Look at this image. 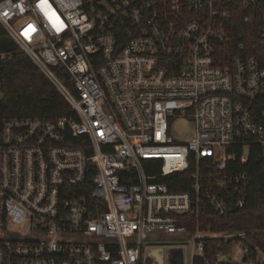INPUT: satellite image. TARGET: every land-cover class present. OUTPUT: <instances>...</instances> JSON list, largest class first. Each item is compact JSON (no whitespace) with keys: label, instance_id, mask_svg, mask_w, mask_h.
Instances as JSON below:
<instances>
[{"label":"built area","instance_id":"built-area-1","mask_svg":"<svg viewBox=\"0 0 264 264\" xmlns=\"http://www.w3.org/2000/svg\"><path fill=\"white\" fill-rule=\"evenodd\" d=\"M0 25L73 113L2 122L0 264H144L151 234L189 235L199 256L244 236L179 216L244 204L232 163L264 150V0H0ZM178 117L191 140L169 134ZM175 172L187 190L157 180Z\"/></svg>","mask_w":264,"mask_h":264},{"label":"trees","instance_id":"trees-1","mask_svg":"<svg viewBox=\"0 0 264 264\" xmlns=\"http://www.w3.org/2000/svg\"><path fill=\"white\" fill-rule=\"evenodd\" d=\"M3 55V56H1ZM0 138L1 126L5 119L12 117H29L52 120L73 115L67 100L56 90L52 83L19 49V45L0 25ZM154 170L159 162L151 163ZM232 166L237 172H245L250 177V184L243 206L234 213L218 216L211 209L198 217L179 216L189 232H193L196 220L201 228L210 227L212 231H223L243 237L232 236L204 238L203 256L195 255L191 264H205L207 260L217 264H236L229 261L214 262L216 251L228 253L234 242L248 247L245 256H255V248L264 251V150L259 144H252L244 162L236 160ZM171 190H187L189 178L186 172H175L169 176L159 177ZM100 264H109L101 262Z\"/></svg>","mask_w":264,"mask_h":264},{"label":"rangeland","instance_id":"rangeland-1","mask_svg":"<svg viewBox=\"0 0 264 264\" xmlns=\"http://www.w3.org/2000/svg\"><path fill=\"white\" fill-rule=\"evenodd\" d=\"M20 49V47H19ZM21 50V49H20ZM1 98V93H0ZM169 134L173 136L174 139L178 141H189L194 136V125L193 122L186 117H178L169 120ZM222 234H226L227 231H214ZM145 245L155 244L154 246L160 247L163 249L164 253V264L167 263V256L169 252L179 249L183 253L184 264H191L192 256L197 255V251L193 248L194 241L189 235H161L151 234L145 241ZM149 247V246H148ZM147 249V248H146ZM146 251V250H145ZM259 257H264V255L258 252ZM233 259L236 264H240L242 259V253L240 251L239 242H234L230 246V250L220 261H229ZM144 264H151V260L146 257ZM205 264H217L211 261H206Z\"/></svg>","mask_w":264,"mask_h":264},{"label":"water","instance_id":"water-1","mask_svg":"<svg viewBox=\"0 0 264 264\" xmlns=\"http://www.w3.org/2000/svg\"><path fill=\"white\" fill-rule=\"evenodd\" d=\"M230 203V212L234 213L238 210L236 204H234L233 198L230 195H227ZM146 257L151 260V264H164V253L163 249L156 246H149L145 251ZM168 264H184L183 253L181 250L176 249L169 252L167 256Z\"/></svg>","mask_w":264,"mask_h":264},{"label":"crops","instance_id":"crops-1","mask_svg":"<svg viewBox=\"0 0 264 264\" xmlns=\"http://www.w3.org/2000/svg\"><path fill=\"white\" fill-rule=\"evenodd\" d=\"M161 235H165V234H160V236H161ZM147 245H148V244H147ZM149 245H150V244H149ZM154 245H155V244H151L150 246H154ZM147 248H148V247H147Z\"/></svg>","mask_w":264,"mask_h":264}]
</instances>
